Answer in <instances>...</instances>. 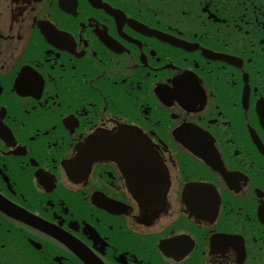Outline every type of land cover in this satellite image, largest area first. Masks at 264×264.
Instances as JSON below:
<instances>
[{"label":"flooded vegetation","instance_id":"obj_1","mask_svg":"<svg viewBox=\"0 0 264 264\" xmlns=\"http://www.w3.org/2000/svg\"><path fill=\"white\" fill-rule=\"evenodd\" d=\"M0 264H264V0H0Z\"/></svg>","mask_w":264,"mask_h":264}]
</instances>
